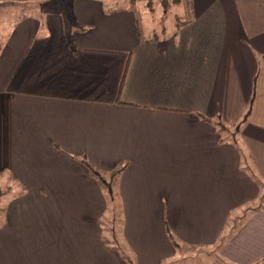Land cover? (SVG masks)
I'll list each match as a JSON object with an SVG mask.
<instances>
[{"label":"crops","instance_id":"obj_1","mask_svg":"<svg viewBox=\"0 0 264 264\" xmlns=\"http://www.w3.org/2000/svg\"><path fill=\"white\" fill-rule=\"evenodd\" d=\"M68 1L0 0V264H264V0Z\"/></svg>","mask_w":264,"mask_h":264},{"label":"rangeland","instance_id":"obj_2","mask_svg":"<svg viewBox=\"0 0 264 264\" xmlns=\"http://www.w3.org/2000/svg\"><path fill=\"white\" fill-rule=\"evenodd\" d=\"M64 4L60 5L64 9L68 7V0H60ZM100 1V0H98ZM103 1V0H102ZM110 3L108 4L109 7H116L118 9H123L125 4H127L128 0H108ZM147 2H150L152 6L151 7L147 5ZM183 3V0H180L179 5H175V0H136L135 7L136 11L139 13V16L141 18V26L144 28L145 31H150L151 33H154V30L157 34H162L165 31V28L167 29L170 24V21L172 20L173 23L176 22V16H182L180 7ZM26 7H20V6H11V5H5L0 6V14L3 16V19H7V21H11L21 13H26L28 11ZM44 9V6H41L39 10ZM134 10V9H133ZM23 11V12H22ZM180 12V13H179ZM146 27H150L147 29ZM5 29V27H3ZM3 32V30H1ZM148 34V33H147ZM1 36V34H0ZM101 175H105L108 173H105V171H100ZM8 180V178H5V182ZM4 183L0 180V186H2ZM11 194V192H10ZM26 211L23 210L21 213L15 216L16 223L18 224V228L21 227L22 229L19 231V237L24 241L26 244L22 248V264H33V261L36 259L35 264H41L42 260L37 263L38 258H43L46 248V242L48 239L42 238L40 240L41 246L37 249H31V230H28V228H31V224H33L31 221L35 219L32 215H26ZM4 219H1L0 217V224ZM29 223V224H28ZM28 224V225H27ZM25 227H27L25 229ZM42 245H44L42 247ZM33 250V251H32ZM193 249H185L183 250V253L179 254L177 257L171 261L170 264H230L229 262H224L222 259H220L217 255L218 251L216 246L211 247V255L207 254V251L194 253ZM32 252L34 255H32ZM1 258L4 259V261L7 263L8 261H12L9 256H1ZM12 264H17L15 260L12 261ZM21 264V263H18ZM44 264V263H43ZM258 264H263L262 262H259Z\"/></svg>","mask_w":264,"mask_h":264},{"label":"trees","instance_id":"obj_3","mask_svg":"<svg viewBox=\"0 0 264 264\" xmlns=\"http://www.w3.org/2000/svg\"><path fill=\"white\" fill-rule=\"evenodd\" d=\"M147 5L148 6H150V2H147ZM246 116V115H245ZM87 167L89 168V170L91 171V172H93V173H95V172H97V171H95V169H93L90 165H87ZM122 169V167H120L117 171H115V172H118V171H120ZM96 174V173H95ZM166 232L168 233V235H169V237L171 238V240L173 241L174 239H173V237H172V235H170V232H169V230L168 229H166ZM175 241H173V243H174Z\"/></svg>","mask_w":264,"mask_h":264}]
</instances>
